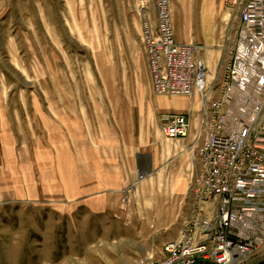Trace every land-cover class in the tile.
<instances>
[{
  "label": "rangeland",
  "instance_id": "obj_1",
  "mask_svg": "<svg viewBox=\"0 0 264 264\" xmlns=\"http://www.w3.org/2000/svg\"><path fill=\"white\" fill-rule=\"evenodd\" d=\"M169 2L176 42L197 48L195 59L213 80L235 14L218 0ZM143 12L155 22L153 0H0V106L10 105L0 113V264L162 259L127 256L136 246L125 242L115 257L102 256L91 247L98 226L80 221L95 215L73 213L82 171L98 151L102 160L125 162L137 140L158 133L163 104L151 91ZM185 105L197 111L198 97ZM136 176L114 194L124 211L142 197L144 178Z\"/></svg>",
  "mask_w": 264,
  "mask_h": 264
},
{
  "label": "built area",
  "instance_id": "obj_2",
  "mask_svg": "<svg viewBox=\"0 0 264 264\" xmlns=\"http://www.w3.org/2000/svg\"><path fill=\"white\" fill-rule=\"evenodd\" d=\"M153 4L141 24L151 91L196 96L199 109L160 116L165 139L191 136V207L162 259L140 264H264V0H221L236 20L211 81L197 48L176 42L169 0Z\"/></svg>",
  "mask_w": 264,
  "mask_h": 264
},
{
  "label": "crops",
  "instance_id": "obj_3",
  "mask_svg": "<svg viewBox=\"0 0 264 264\" xmlns=\"http://www.w3.org/2000/svg\"><path fill=\"white\" fill-rule=\"evenodd\" d=\"M218 1L221 6V0ZM211 41H219L216 34ZM1 96L5 97V93ZM189 99L160 97L158 101L163 104V114L194 115L196 105H193L192 110L185 105ZM8 106L10 105L6 103L0 106V113L6 112ZM20 106V112L27 111L24 104L21 103ZM140 142L137 140V147L127 161L102 160L98 151L96 164L92 162L91 170L88 166L82 171V196L73 213L95 215L80 217V221L98 226L95 242L91 247L101 251L102 256L109 254L115 257V246L125 242L136 246L126 252L127 256L154 255L160 259L163 244L177 238L182 221L190 211L189 184L195 168L194 156L189 149L191 136L180 140L165 139L158 124V133L142 142L143 149L140 148ZM84 155L85 153L82 160ZM82 169H85L84 163ZM139 173L144 178L137 190L142 197L136 205L132 204L124 211L117 204L114 194L124 183L134 181ZM90 178L93 179L91 184ZM91 197H95L96 203L100 201L96 208L90 205ZM67 219L72 221L76 218ZM64 236L68 237L67 234Z\"/></svg>",
  "mask_w": 264,
  "mask_h": 264
},
{
  "label": "bare ground",
  "instance_id": "obj_4",
  "mask_svg": "<svg viewBox=\"0 0 264 264\" xmlns=\"http://www.w3.org/2000/svg\"><path fill=\"white\" fill-rule=\"evenodd\" d=\"M143 16V15H142Z\"/></svg>",
  "mask_w": 264,
  "mask_h": 264
}]
</instances>
